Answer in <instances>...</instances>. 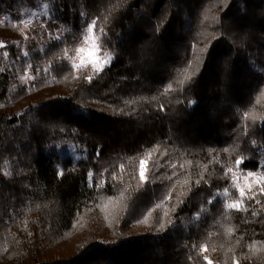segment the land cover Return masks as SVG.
<instances>
[{"label":"trees","instance_id":"1","mask_svg":"<svg viewBox=\"0 0 264 264\" xmlns=\"http://www.w3.org/2000/svg\"><path fill=\"white\" fill-rule=\"evenodd\" d=\"M209 262L264 264V0H0V264Z\"/></svg>","mask_w":264,"mask_h":264},{"label":"snow or ice","instance_id":"2","mask_svg":"<svg viewBox=\"0 0 264 264\" xmlns=\"http://www.w3.org/2000/svg\"><path fill=\"white\" fill-rule=\"evenodd\" d=\"M95 21L92 22V24L88 25L87 26V33L85 34L84 36V39L85 41H88L90 38L92 39L93 43H92V47L90 49H88V57H89V63H91L92 67H93V72L95 74H98L100 71H102V66L101 64H107L110 60V56L109 54L105 53L104 54V57L101 59L98 55L99 53V45H97L95 43V37L92 35L95 31ZM102 31V30H101ZM77 53H81V52H84L85 49L83 48H78L77 50ZM25 55H27V53H25ZM82 65H83V62H82ZM74 67H77L76 65H74ZM45 71H47V69H45ZM23 79V77H22ZM87 79L90 81L92 79L91 76H88ZM240 161H237V163H239ZM145 161L144 160H141L140 162V179L142 181L145 180ZM243 191H241V196H243ZM228 208H236L238 207L237 204H228L227 205ZM210 264V262H209Z\"/></svg>","mask_w":264,"mask_h":264},{"label":"rangeland","instance_id":"3","mask_svg":"<svg viewBox=\"0 0 264 264\" xmlns=\"http://www.w3.org/2000/svg\"><path fill=\"white\" fill-rule=\"evenodd\" d=\"M90 40V39H89ZM85 41L84 40V44L80 47V48H83L85 49L84 52H81V53H77L74 57V59L72 60V65H80L83 63H86V64H89L91 65V63H89V57H88V49H90L92 47V42L91 41ZM96 44H97V41H96ZM62 155L64 154H69L71 156H78V152H77V149L73 146H64L63 149L61 150L60 152Z\"/></svg>","mask_w":264,"mask_h":264}]
</instances>
